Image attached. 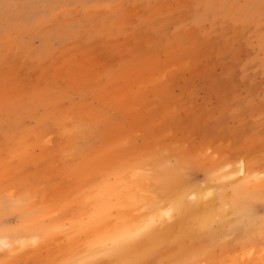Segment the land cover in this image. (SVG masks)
Here are the masks:
<instances>
[{
  "label": "rangeland",
  "instance_id": "1",
  "mask_svg": "<svg viewBox=\"0 0 264 264\" xmlns=\"http://www.w3.org/2000/svg\"><path fill=\"white\" fill-rule=\"evenodd\" d=\"M0 264H264V0H0Z\"/></svg>",
  "mask_w": 264,
  "mask_h": 264
},
{
  "label": "bare ground",
  "instance_id": "2",
  "mask_svg": "<svg viewBox=\"0 0 264 264\" xmlns=\"http://www.w3.org/2000/svg\"><path fill=\"white\" fill-rule=\"evenodd\" d=\"M175 149H176V148H175ZM163 152H164V151H163ZM168 152H169V151H168ZM176 153H177V152H176ZM194 153H195V152H194ZM198 153H199V152H198ZM171 154H172V152H171ZM180 154H181V153H180ZM184 154H185V153H184ZM182 155H183V154H182ZM187 155H188V154H186V157L189 156V155H188V156H187ZM208 155H209V154H208ZM174 156H175V155H174ZM153 157H154V155H153ZM163 157H164V156H163ZM175 157H176V156H175ZM181 157H183V156H181ZM213 157H214V156H213ZM151 158H152V157H151ZM170 158H171V157H170ZM149 159H150V158H149ZM172 159H173V158H172ZM165 160H166V159H165ZM170 160H171V159H170ZM173 160H174V159H173ZM143 161H144V160H143ZM146 161H147V160H146ZM166 161H167V160H166ZM175 161H176V160H174V162H175ZM177 161H178V160H177ZM177 161H176V164H178V162H179V161H178V162H177ZM187 161H188V159H187ZM140 162H141V161H140ZM157 162H158V161H157ZM159 162H160L159 164H162V163H163V161H159ZM161 162H162V163H161ZM168 163H169V162H168ZM187 163H188V162H187ZM224 163L226 164V162H224ZM148 164H149V163H148ZM153 164H154V163L149 164V166H150V165H153ZM156 164H157V163H156ZM176 164H173V165L176 166ZM225 164H224V165H225ZM140 165H141V163H140ZM168 165H171V167H173L171 162H170L169 164H167V166H168ZM168 167H170V166H168ZM171 167H170V169H171ZM179 167H180V166H179ZM226 167L228 168V166H226ZM180 168H181V167H180ZM215 168H216V165H215ZM252 168H253V166H252ZM155 169H156V168H155ZM168 169H169V168H168ZM177 169L180 170L179 168H177ZM219 169H221V170L223 169V170H224L225 167L220 168V166H218V167H217V171L220 172L221 170H219ZM241 169H243V168H241ZM241 169H240V170H241ZM245 169H246V168H245ZM248 169H249V168L247 167V170H248ZM156 170H157V169H156ZM240 170L238 169V171H240ZM236 171H237V170H236ZM236 171H235V172L233 171V172H231V173L226 172L225 175H224V174H223V175H224V177H225V176L231 177V176H232L231 174H233V173H236V174H237L238 171H237V172H236ZM219 172H218V174H216V175L222 174V173H219ZM241 172H242V170H241ZM149 173H150V172H149ZM157 173H158V172H157ZM253 173H254V171H252V174H251V172H250V175H253ZM150 174H153V173L151 172ZM159 174H161V173H159ZM228 174H230L231 176H229ZM254 174H255V173H254ZM163 175H164V174H163ZM172 175L174 176L175 174L173 173ZM178 175H179V174H178ZM180 175H181V174H180ZM180 175H179V176H180ZM216 175H215V176H216ZM246 175H247V174H246ZM250 175H249V176H250ZM173 176H172V177H173ZM176 176H177V175H176ZM219 176H220V175H219ZM144 177H146V176H144ZM166 177H167V176H166ZM182 177H185V176H183V173H182ZM182 177H181V178H182ZM222 177H223V176H222ZM142 178H143V177H142ZM142 178H141V180H145L144 178H143V179H142ZM148 178H150V177H148ZM148 178H147V179H148ZM163 178H165V176H164ZM174 178H176V177L174 176ZM185 178H186V177H185ZM185 178H184V179H185ZM217 178H218V177H217ZM128 179H129V177H128ZM130 179H131V178H130ZM137 179H138V178H137ZM139 179H140V177H139ZM169 179H170V178H169ZM131 180H132V179H131ZM177 180H178V179L174 180V182H173V180L170 182V184H171V183H172V184L174 183L173 186L176 184L174 188L178 187V186H177V182H178ZM214 180H215V179H214ZM147 181H148V180H147ZM167 181H168V179H167ZM175 181H177V182L175 183ZM224 181H225V180H224ZM138 182H139V185H140V181H139V180H138ZM138 182H137V183H138ZM142 182H143V181H142ZM181 182H182V180L180 181V183H181ZM220 182H221V181H220ZM145 183H146V181H145ZM145 183H144V184H145ZM211 183H212V182H210V186H211ZM222 183H223V182H222ZM144 184H142V186H144ZM148 184L150 185V182H149ZM148 184H147V185H148ZM223 184H224V183H223ZM149 185H148L147 187H149ZM167 185H168V184H167ZM178 185H179V183H178ZM193 185H194V184H193ZM193 185H192V186H193ZM208 185H209V184H207V185H205V186H202V185H196L195 188H194L195 190H193V191L190 192L191 196H190V195H189V196L185 195V194H188V193H187V191L184 189V192H185V193H184V194H183V193L181 194V197H179L180 200L178 199L180 202H178V204H177V203L175 204V205H178V206H179L178 208H179V210H180V209H181V206L183 205V204H181V202H185V204H187L188 202L184 201V199L187 200L188 198H191V197H192L191 199H188L189 203L192 201V202H191V205H192V206H190V204H189V205H187V208H186V206L184 205V206H185V209H184V206H182V209H183V210H182V209H181V210H182V212L186 210L188 213H189V211H191V212H190V215L192 214V215H194V217H196V224H197L196 226H198V227L201 228V229H205V228H207V226H209L210 223H211V221L213 220L214 215H216V212H214L215 214H213V211H214V210H213V207L211 208L213 211H211L210 209L206 208L205 205H202L203 202H205V201H207V200H208V201H211V200H212V199H210V198L207 199V196H209V195H208L207 193H205V190L208 188ZM225 185H226V184H225ZM151 186L153 187L152 183H151ZM160 186H161V185H160ZM170 186H171V185H170ZM170 186H169V187H170ZM173 186H171V189H174ZM182 186H183V185H182ZM241 186H242V189H243V190H241V191L239 190V191H240V194H242L241 192L244 191L243 185H240V187H241ZM154 187H156V186L154 185ZM159 188H160V187H158V189H159ZM165 188H166V187H165ZM212 188H213V187L211 186L210 189L212 190ZM215 189H216V188H215ZM211 190H209L210 193H213V190H214V189H213L212 191H211ZM214 191H215V190H214ZM144 192H145V191H144ZM147 193H148V192H147ZM174 193H175V191H174ZM174 193H173V195H175ZM127 194H128V193H127ZM149 194H150V193H149ZM178 194H179V193H178ZM128 195H129V194H128ZM147 195H148V194H147ZM167 195L170 196L171 193L166 194V196H167ZM150 196H151V195H150ZM160 196H161V194H160ZM166 196H165V197H166ZM129 197H130V196H129ZM144 197H146V196H144ZM157 197H158V196L156 195V196H155V200L157 199ZM167 197H168V196H167ZM187 197H188V198H187ZM193 197H194V198H193ZM212 197L215 198V196H213V195H212ZM138 198H139V197H138ZM142 198H143V197H142ZM153 198H154V197H153ZM158 198H159V197H158ZM186 198H187V199H186ZM235 198H236V197H235ZM127 199H128V198H127ZM131 199H132V198H131ZM131 199H129V201H131ZM133 199H134V198H133ZM133 199H132V201H133ZM143 199H144V198H143ZM145 199H146V198H145ZM163 199H165V198H163ZM215 199H216V198H215ZM217 199H218V198H217ZM217 199H216V200H217ZM232 199H234V198H232ZM236 199H237V198H236ZM239 199H241V198H239ZM134 200H135V199H134ZM146 200H148V199H146ZM151 200H153V199L151 198ZM157 200H158V199H157ZM161 200H162V199H161ZM161 200H159L158 202H160ZM190 200H191V201H190ZM216 200H212V201L217 202ZM224 200H225V199H224ZM142 201H143V200H142ZM142 201H141V202H142ZM148 201H149V200H148ZM172 201H173V200H172ZM212 201H211V202H212ZM230 201H231V199H230ZM141 202H140V203H141ZM140 203H139V204H140ZM149 203H154V202H149ZM161 203H162V201H161ZM161 203H159V205H158V203H156V204L158 205V206H157L158 209H159L160 205H162ZM169 203H170V202H169ZM174 203H175V202H174ZM179 203H180V204H179ZM192 203H193V204H192ZM194 203H196V204H194ZM217 203H218V202H217ZM217 203H216V205H217ZM131 204H133V203H131ZM134 204H135V203H134ZM139 204H138V205H139ZM146 204H147V203H146ZM164 204H165V203H164ZM126 205H127V204H126ZM126 205H125V207H126ZM138 205H137V206H138ZM143 205H144V204H143ZM143 205H142V206H143ZM147 205H148V204H147ZM168 205H169V204H168ZM168 205H167V206H168ZM210 205H211V206L214 205L213 202H212V204H210ZM218 205H219V204H218ZM242 205H243V204H242ZM142 206H141V208H142ZM144 206H145V205H144ZM144 206H143V209H142L143 211H142V212H145V209H146V208L144 209ZM154 206H156V205H154ZM154 206H153V207L151 206V208H149V209L152 210L151 212H153L152 217L155 215V213H156L155 210L157 209V207H155V210H153L152 208H154ZM164 206H166V204H165ZM164 206L162 205V206L160 207V209H164V208H163ZM167 206H166V207H167ZM170 206H171V205H170ZM170 206H168V207H170ZM193 206H195V207L192 209ZM214 206H215V205H214ZM228 206H229V205H228ZM228 206H227V207H228ZM247 206H248V205H247ZM139 207H140V206H139ZM139 207H137V208H139ZM145 207H147V206H145ZM188 207H189L191 210L188 211V209H189ZM220 207H221V206H220ZM227 207H226L225 209L229 210V213H231L230 210H232V209H228L229 207H228V208H227ZM131 208H132V207H131ZM141 208H140V209H141ZM147 208H148V207H147ZM170 208H172V207H170ZM170 208H169V209H170ZM215 208L217 209L216 211H217L218 213L226 212V213H227V214L225 213L226 215L229 214V213L227 212V210H226V211L224 210V207H222V208H223L222 212H221V211H218L219 206H218V208H217V207H215ZM215 208H214V209H215ZM222 208H221V209H222ZM243 208H244V207H243ZM132 209H134V208H132ZM235 209H236V208H235ZM137 210H139V209H136V211H137ZM172 210H173V209H172ZM172 210H171V211H172ZM181 210H180L179 212H181ZM246 210H248V209H246ZM124 211H126V210H124ZM124 211H123V212H124ZM133 211H134V210H133ZM147 211H148V209H147ZM163 211H164V210H163ZM166 211H167V210H166ZM166 211H164V212H166ZM142 212H141V213H142ZM160 212H161V211H160ZM164 212H162V213H164ZM172 212H173V211H172ZM172 212H171V213H172ZM187 212H185V213H187ZM125 213L127 214L128 212H125ZM125 213H124V214H125ZM132 213H133V212H132ZM132 213H131V214H132ZM171 213H170V214H171ZM173 213H174V212H173ZM173 213H172V214H173ZM188 213L185 214L184 216H182V214L180 213L179 219H176V216H174V217H175V219H174L173 215L171 214V215H172V217L170 218V219H172V222H171V223H168V221L170 222L171 220H168V221L166 222V220L169 218V214H168V216L165 215V216H166V219H165V216H164V217L162 216L161 219H163V218H164V219H163V220L160 219V220H161V222H163V224H165V225H162L161 222L159 223L160 225H157L158 223L156 224L155 221H156V219H159L160 216H158L159 218H158L157 216H155L156 219L153 217L154 220H155L153 223L156 224L155 226L157 227V229H158V227H159V228L162 230V232L165 231L166 229H169V226H168L169 224H171L170 227L173 226L172 229H174V228H175L174 225H177V226L179 225V224H176L175 221H176V220H179V221H180V218H181V217H182V218H183V217H186V215H189ZM134 214H135V212L133 213V215H134ZM148 214H151L150 211L147 213V215H148ZM166 214H167V213H166ZM223 214H224V213H223ZM159 215H160V214H159ZM125 216H126V215H125ZM127 216H128V215H127ZM131 216H132V215H131ZM131 216H130V217H131ZM134 216H135V215H134ZM137 216H138V215H137ZM140 216H141V215H140ZM144 216H145V219H147L150 215H148L147 218H146V214H145V215L143 214L141 217H144ZM118 217H120V216H118ZM118 217H117V218H118ZM188 217H189V216H188ZM194 217H192V218H194ZM121 218H122V217H121ZM127 218H129V217H127ZM134 218H135V217H134ZM134 218H133V219H134ZM136 218H137V217H136ZM118 219H119V220H122V219H120V218H118ZM130 219H131V218H130ZM133 219H131V220L133 221ZM137 219H138V218H137ZM139 219H140V218H139ZM183 219H184V218H183ZM187 219H188V218H187ZM187 219H186V220H187ZM119 220H118V221H119ZM123 220H124V219H123ZM147 220H148V219H147ZM234 220H235V219H234ZM142 221H143V220H142ZM145 221H146V220H145ZM152 221H153V219L151 218V220H149V222H152ZM158 221H159V220H158ZM179 221H178V223H179ZM119 222L121 223V221H119ZM119 222H117L116 224L120 225ZM149 222H148V223H149ZM156 222H157V221H156ZM183 222H184V221H183ZM186 222H188V221H186ZM122 223H123V221H122ZM145 223H146V222H145ZM153 223H152V225H153ZM172 223H173L174 225H172ZM113 224H114V225H113ZM113 224H112V225L114 226V228H116V226H118V225H116L115 223H113ZM183 224L185 225V223H183ZM188 224H189V222H188ZM251 224H252V223H251ZM251 224H250V226H251ZM126 225H127V224H126ZM135 225H136V224H135ZM245 225H246V224H245ZM120 226H121V225H120ZM161 226H165V227L162 229ZM190 226H191V225H190ZM253 226L255 227V225H253ZM111 227H112V226H111ZM111 227L109 228V230L111 229ZM118 227H119V226H118ZM124 227H125V225H123L122 228H124ZM126 227H127V226H126ZM128 227H130V226H128ZM148 227H149V226H148ZM198 227H197V229H199ZM251 227H252V226H251ZM112 228H113V227H112ZM140 228H142V227H140ZM143 228H144V226H143ZM176 228H177V227H176ZM241 228L243 229V227H241ZM119 229H121V228L119 227ZM136 229H137V228H136ZM155 229H156V228H155ZM155 229L151 230V232L154 231V232H153L154 234H158V233H155ZM197 229H196V230H197ZM109 230H108V231H109ZM140 230H141V229H140ZM146 230H147V229H146ZM161 230H160V231H161ZM170 230H171V229H170ZM248 230H249V227H248ZM126 231H127V229H126ZM148 231H150V230H148ZM148 231H145V232L147 233ZM160 231H159V232H160ZM246 231H247V230H246ZM252 231H253V230H252ZM114 232L116 233L117 230L114 231ZM118 232H122V231H121V230H120V231L118 230ZM127 232H128V231H127ZM132 232H133V231H132ZM134 232H135V231H134ZM134 232H133V234H134ZM151 232H149V234H150ZM156 232H157V231H156ZM249 232H251V231H249ZM107 233H108V232H107ZM122 233H123L122 235H124L126 232H122ZM129 233H130V232H128V233H126V234H129ZM153 233H151V234L154 235ZM111 234H112V233H111ZM118 234H119V233H118ZM118 234H116V235H118ZM141 234H142V233H141ZM147 234H148V233H147ZM147 234H146V235L142 234V236H143V235H144V236H149V234H148V235H147ZM159 234H162V233H159ZM108 235H109V234H108ZM140 238H141V236L139 237V239H140ZM6 240H7V238H6ZM135 241H136V240H135ZM139 241H140V240H139ZM141 241H142V240H141ZM11 242H12V241H11ZM14 242H15V241H14ZM14 242H13V243H14ZM132 242H133V241H132ZM133 243H134V245H135V242H133ZM141 243H142V242H139V245H140ZM1 244H2V243H1ZM22 244H23V243H22ZM130 244H131V243H130ZM146 244H147V241H146ZM146 244H145V245H146ZM15 245H16V247H18V244H17L16 242H15ZM15 245L12 244V246H15ZM136 246H137V244H136ZM136 246H134V248H135ZM137 247H140V246H137Z\"/></svg>",
  "mask_w": 264,
  "mask_h": 264
}]
</instances>
